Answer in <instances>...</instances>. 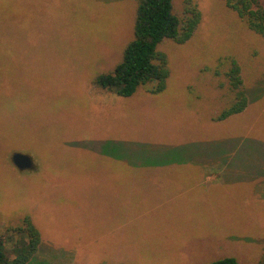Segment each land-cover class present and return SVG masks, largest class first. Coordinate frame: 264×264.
Masks as SVG:
<instances>
[{"label":"rangeland","instance_id":"rangeland-1","mask_svg":"<svg viewBox=\"0 0 264 264\" xmlns=\"http://www.w3.org/2000/svg\"><path fill=\"white\" fill-rule=\"evenodd\" d=\"M195 1L190 39L158 46L165 88L120 96L96 77L132 39L136 0H0V234L31 218L27 264L264 263V37ZM231 58L247 106L216 120Z\"/></svg>","mask_w":264,"mask_h":264},{"label":"trees","instance_id":"trees-1","mask_svg":"<svg viewBox=\"0 0 264 264\" xmlns=\"http://www.w3.org/2000/svg\"><path fill=\"white\" fill-rule=\"evenodd\" d=\"M234 11L247 27L264 37V0H221ZM201 19L195 0H183L182 16L173 13L172 0H136L132 39L125 45L114 68L96 77V83L120 96H130L140 86L147 92H161L169 74L167 59L158 46L164 40L184 43L190 39ZM225 76L234 92L231 103L215 117L224 120L242 112L247 96L242 89L240 66L233 58L227 60ZM40 235L29 216L9 225L0 234V264H27L38 251ZM207 264H238L226 257ZM264 264V263H263Z\"/></svg>","mask_w":264,"mask_h":264},{"label":"water","instance_id":"water-1","mask_svg":"<svg viewBox=\"0 0 264 264\" xmlns=\"http://www.w3.org/2000/svg\"><path fill=\"white\" fill-rule=\"evenodd\" d=\"M12 163L20 170L29 169L32 167V161L29 155L21 152H14L11 155Z\"/></svg>","mask_w":264,"mask_h":264},{"label":"crops","instance_id":"crops-1","mask_svg":"<svg viewBox=\"0 0 264 264\" xmlns=\"http://www.w3.org/2000/svg\"><path fill=\"white\" fill-rule=\"evenodd\" d=\"M14 153V152H13ZM12 155V154H11ZM20 170V169H19ZM207 171H210V169H207ZM204 238V237H203ZM198 240H201L202 238H200V235L196 238Z\"/></svg>","mask_w":264,"mask_h":264}]
</instances>
